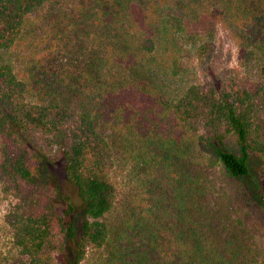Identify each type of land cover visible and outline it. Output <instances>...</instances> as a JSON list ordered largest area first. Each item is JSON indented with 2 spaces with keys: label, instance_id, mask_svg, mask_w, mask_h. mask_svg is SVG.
Instances as JSON below:
<instances>
[{
  "label": "trees",
  "instance_id": "1",
  "mask_svg": "<svg viewBox=\"0 0 264 264\" xmlns=\"http://www.w3.org/2000/svg\"><path fill=\"white\" fill-rule=\"evenodd\" d=\"M72 1L0 0V54L30 37L42 55L32 85L0 60V191L15 200L5 222L27 264H83L90 250L105 252L102 264H264L211 177L221 167L245 178L264 155V0ZM44 27L53 33L35 44ZM220 32L238 65L214 72ZM58 55L71 63L54 71ZM201 72L175 98L151 94L160 73ZM163 115L187 127L191 147L166 132ZM230 137L239 155L226 149ZM127 152L138 183L112 222ZM50 161L62 163L78 204L63 194L56 205L40 172Z\"/></svg>",
  "mask_w": 264,
  "mask_h": 264
},
{
  "label": "rangeland",
  "instance_id": "2",
  "mask_svg": "<svg viewBox=\"0 0 264 264\" xmlns=\"http://www.w3.org/2000/svg\"><path fill=\"white\" fill-rule=\"evenodd\" d=\"M78 1L79 0H76V3ZM72 3L75 4V0H73L71 4L68 3V8H72ZM41 30L43 36L37 35L38 38L35 40V44L40 41L39 37H41L42 42L48 39L50 33H53V31L50 30L47 32L46 27ZM45 34L47 36H45ZM214 40L217 51L212 61L211 71L219 72L224 68L236 67L238 65V56L232 41L223 32H220ZM33 43L34 40L32 38H27L11 50V52L1 53L0 60H9L21 76L26 74V78L29 76L31 77L30 70L33 69V72L35 71L36 62L38 65L37 68L40 67L41 63L39 64L37 60L41 61L42 57V55L41 57L35 55L36 50H33ZM70 60L71 58L68 55H58L52 61V68L54 71L59 70L57 69L58 67L65 69L66 66L70 65ZM44 61L48 63L46 59H44ZM46 63L43 65L44 68L47 65ZM205 74L206 73L201 72L199 75L190 76V78H173L168 76L167 73H160L156 79L154 87L152 86L153 90H151V94L162 96L166 99L175 98L186 89L191 80L202 78ZM28 80L32 85V80L30 78H28ZM144 82L153 83L154 79L150 78L149 81L146 79ZM145 88H148V86ZM129 93L137 101H141L142 98L146 99V97H143L133 85L131 86V91H129ZM104 106L111 114L115 112V109L111 107L109 108V104ZM111 114L107 116V119L111 120V122H108L105 129L106 132L112 129L111 126H114L115 121ZM113 115H115V113ZM117 121L119 122L120 129L122 122H120L119 119ZM162 123V126L166 128L168 134H172L176 137L179 135L182 136V138H186L185 146L187 148L191 147L192 137L185 125H180L172 120V118H168L165 115L162 116ZM118 133H120V131H118ZM187 144H189V146H187ZM226 149L237 155L240 154L234 138L230 137L228 139L226 142ZM126 155L127 160L124 158ZM124 156L122 159L117 160V170L113 175L114 182L118 188V200L111 216L112 222L116 221L119 216H124L130 206V202L134 195V189L138 183V178H136L131 172L134 163L128 161L129 157H131V152L125 153ZM40 172L42 180L48 184L53 199L60 209L64 204L62 199L63 194L69 195L76 204L79 203L77 192L74 187L67 182L64 175L63 165L60 161L43 162L40 166ZM211 177L215 180L217 188L215 190V198L218 200L222 195V197H224V202L227 203L228 209L233 216H239L245 220L247 227L252 232L251 235L253 236L254 246L264 252V209L260 203V198L264 195V155L252 157L250 162V174L245 178H229L221 167L213 171ZM14 205L15 200L4 196L0 191V262L4 264H27V258L23 256L13 244L11 231L5 222V216H7ZM104 255L105 252L90 250L83 264H102ZM56 264H67L65 257H59Z\"/></svg>",
  "mask_w": 264,
  "mask_h": 264
}]
</instances>
